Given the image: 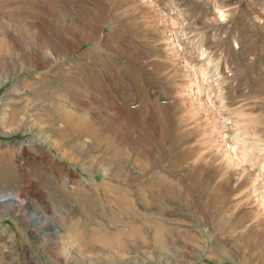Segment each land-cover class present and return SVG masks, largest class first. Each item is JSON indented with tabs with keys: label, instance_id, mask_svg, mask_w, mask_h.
Listing matches in <instances>:
<instances>
[{
	"label": "rangeland",
	"instance_id": "374dc122",
	"mask_svg": "<svg viewBox=\"0 0 264 264\" xmlns=\"http://www.w3.org/2000/svg\"><path fill=\"white\" fill-rule=\"evenodd\" d=\"M0 41L10 49L0 66V155L12 161L15 176L0 186V264H263L264 0H0ZM73 82L84 92L73 101L64 96L66 109L101 124L110 140L119 137L114 145L123 146L126 162L117 174L139 177L136 186L116 181L106 144L97 147L83 136L73 162L51 145L56 138L47 125H38L33 94L56 97L48 85ZM21 108H27L17 116L23 124L7 126L9 114ZM57 178L69 190L105 180L132 192L166 181L173 193L162 199L142 187L144 196L134 201L165 231V254L146 245L145 254L127 251L114 259L96 243L87 248L68 228L74 207L51 188ZM221 193L216 211L201 214L207 197L218 200ZM11 198L25 208L15 210L6 203ZM225 217L228 227L220 226ZM100 223L114 231L109 220ZM62 236L69 256L57 253ZM187 237L198 248L184 244Z\"/></svg>",
	"mask_w": 264,
	"mask_h": 264
},
{
	"label": "bare ground",
	"instance_id": "6f19581e",
	"mask_svg": "<svg viewBox=\"0 0 264 264\" xmlns=\"http://www.w3.org/2000/svg\"><path fill=\"white\" fill-rule=\"evenodd\" d=\"M1 42V41H0ZM4 43V42H3ZM4 45V44H3ZM13 45V44H12ZM8 46V45H7ZM2 52H4L6 55H3V59H1V55H2ZM10 52V49H6V50H3L2 47L0 48V66H4L6 64V61L7 59L10 58V54L8 53ZM42 53V52H41ZM43 56V55H42ZM45 56V55H44ZM84 57V56H82ZM10 60V59H9ZM86 69H81V72H84ZM79 71V70H78ZM77 71V72H78ZM86 72V71H85ZM69 73V72H68ZM55 74V73H53ZM79 74V73H78ZM81 75V74H80ZM87 82V80H86ZM81 83V82H80ZM85 83V82H84ZM49 84V83H48ZM86 84V83H85ZM88 84V83H87ZM90 85L91 87V83L88 84V86ZM28 86V85H27ZM56 86V87H55ZM48 88L56 91L57 93V96L55 97L54 95H48V94H45L44 95H38L36 93L33 94L32 97H34V103H33V109H34V113L37 117H35V120L38 122V125H41V124H44V125H47V128L49 130V132L52 134V136H54L56 139L55 142H53V145L54 147H58L61 149V151L63 153H61V156L62 157H68L69 159H71L73 162H77L78 159L77 157H75L73 155V152L77 149V148H82V143H81V139L83 138V136H89L88 138L89 139H92L94 141H96V146L97 147H100L99 145H102V144H106L107 147H105V150H106V153H107V157H109V159H106L107 161V164L108 165H111L112 166V169L115 170V173H114V178L116 179L117 182H120L119 179H121V182L120 183H123V181L126 180V182L129 183V185H133L132 187L136 186V184L134 183L136 180L139 179H130L129 177L130 176H126L124 177L125 180H122V178H119L120 175L117 174V173H120L118 170H120V168L125 165L124 162H126L125 160V157H124V152H122L123 150V146L121 147V145L118 144V147H115V143L117 142L118 138L119 137H115L116 138V141L114 142V140H110L112 137H110V139L107 136V134L105 135V132L102 130L104 129L102 127V125L100 124L99 127L96 126L94 127L93 125L95 124H90L89 121H88V117H83L82 118V115H80L81 117L76 116V115H73V112H70L68 111V107L65 106V101H64V96H68L67 94H69L70 96L69 99L71 98L72 101L74 99V97L77 95V94H80V92L82 91V88H83V85L82 84H78V83H67L65 86L64 85H60V86H57L55 84H52V85H48L47 86ZM88 88V87H86ZM33 89V86L30 90ZM41 89V87H40ZM84 89V88H83ZM92 89V88H91ZM84 92V91H82ZM86 94V93H85ZM84 94V95H85ZM31 95V94H30ZM195 96V95H194ZM78 98V97H77ZM81 100V99H79ZM76 101V100H75ZM76 103V102H75ZM86 107V106H85ZM68 110H67V109ZM27 108H21L19 110H13L9 116H8V120H7V126H19L21 123H22V120L23 119H18L17 116L20 114L22 116H26V110ZM73 109V108H72ZM75 111V110H74ZM187 117V116H186ZM85 118V119H84ZM91 118V117H89ZM102 118V117H101ZM180 118H184V117H180ZM189 118V117H188ZM98 119V118H97ZM187 119V118H186ZM95 120V118H94ZM92 121V120H91ZM184 121V120H182ZM96 122V121H95ZM98 122V120H97ZM181 121H179L178 123H180ZM92 123V122H91ZM23 124V123H22ZM60 124V125H59ZM182 124V123H181ZM179 124V125H181ZM98 125V124H97ZM238 125V124H237ZM178 127V126H175V128ZM182 127V126H181ZM181 129V128H180ZM166 130V128L164 129ZM162 130V131H164ZM177 130V129H176ZM114 133V132H113ZM112 133V134H113ZM117 133V132H116ZM165 132L161 133V134H164ZM183 133V132H182ZM178 133L176 132V135ZM185 134V133H184ZM189 134V132H188ZM191 134H193L191 132ZM164 135H168V134H164ZM174 135V136H176ZM179 135V134H178ZM176 136V137H179V136ZM183 135V134H182ZM159 136H160V133H159ZM170 136V135H169ZM173 136V135H172ZM173 136V137H174ZM190 136V135H188ZM53 137V138H54ZM163 137L164 139V136L161 135L160 136V139ZM182 136H180L179 138H181ZM187 137V135H186ZM152 138V137H151ZM167 138V137H165ZM175 138V137H174ZM178 138V139H179ZM185 138V137H184ZM191 138V137H190ZM189 138V139H190ZM159 139V141H160ZM168 139V138H167ZM171 139V137H170ZM139 140V139H138ZM143 140V139H142ZM156 140V139H155ZM173 140V138H172ZM172 140H169L171 141V144H172ZM183 140H186V139H183ZM188 140V139H187ZM120 142V140H118ZM146 141V139H145ZM151 141V140H150ZM165 141V140H164ZM167 141V140H166ZM180 142V140H178ZM114 142V143H113ZM149 141L146 142V146H147V143ZM161 142H162V139H161ZM182 142V141H181ZM187 142H190L187 141ZM186 142V143H187ZM118 143V142H117ZM144 143V142H143ZM150 143V142H149ZM153 143V141H152ZM163 143V142H162ZM161 143V144H162ZM165 143V142H164ZM175 143V142H173ZM178 143V142H177ZM94 144V142H93ZM121 144V143H120ZM154 144V143H153ZM169 144V143H168ZM95 145V144H94ZM134 145V144H133ZM151 145V143H150ZM163 145V144H162ZM122 148L120 149L119 148ZM130 146V145H129ZM131 146H132V143H131ZM155 146V145H153ZM161 146V145H160ZM174 146V145H173ZM172 146V148H173ZM176 146V144H175ZM84 147V145H83ZM171 147V145L169 146ZM92 148V147H91ZM130 148V147H129ZM156 148V146H155ZM95 149V148H94ZM98 149V148H96ZM95 149V150H96ZM132 149V148H130ZM138 149V147L136 148ZM145 149V148H144ZM158 149V148H157ZM79 150V149H78ZM102 150V149H101ZM104 150V149H103ZM155 150V149H154ZM69 152L68 154H66L65 152ZM71 151V152H70ZM135 151V149L133 150ZM137 151V150H136ZM135 151V152H136ZM138 151H140V149H138ZM143 151V150H142ZM196 151V150H195ZM193 151V152H195ZM101 152V151H100ZM104 152V151H103ZM101 152V153H103ZM109 152V153H108ZM157 152V151H156ZM191 152V153H193ZM75 153V152H74ZM105 153V152H104ZM138 153V152H136ZM136 153L134 155H136ZM140 153V152H139ZM144 153V152H143ZM158 153H160L158 151ZM157 153V154H158ZM196 153H198L196 151ZM148 154V153H147ZM102 155H106V154H102ZM101 156V155H100ZM138 156V154L136 155V157ZM142 157H144V154L141 155ZM192 156V155H191ZM10 157V156H9ZM127 157V156H126ZM140 157V156H138ZM137 157V161H140V159H143V158H139L138 159ZM179 157V156H178ZM194 157V156H193ZM106 158V157H105ZM175 158V157H174ZM181 158H185L186 157H181ZM191 158V157H190ZM8 159V158H7ZM103 159V158H102ZM128 159V158H127ZM134 159H136L134 157ZM183 159H180V160H183ZM189 159V158H188ZM198 159V158H197ZM104 160V159H103ZM146 160V158H145ZM174 160V159H173ZM177 162H178V159H176ZM175 160V161H176ZM97 161V160H96ZM106 161L104 160L103 162H105L106 164ZM184 161V160H183ZM181 161V162H183ZM98 162V161H97ZM102 162V163H103ZM148 162V161H147ZM155 162V161H153ZM145 163V161L143 162ZM172 163V162H171ZM174 163V162H173ZM176 163V162H175ZM138 164V163H137ZM146 164V163H145ZM152 164V163H151ZM179 166H181V163H178ZM177 164V165H178ZM103 165V164H102ZM107 165V166H108ZM139 165V164H138ZM174 165V164H172ZM176 165V164H175ZM135 166V165H134ZM144 166V164H143ZM150 166V165H149ZM152 166V165H151ZM178 166V167H179ZM185 166V165H184ZM138 167V166H137ZM175 167V166H174ZM183 167V165H182ZM189 167V166H188ZM202 167V166H201ZM146 168V167H145ZM149 168V167H148ZM181 168V167H180ZM179 168V169H180ZM184 168V167H183ZM194 168V167H193ZM204 168V167H202ZM178 169V170H179ZM187 169V168H186ZM190 169V168H189ZM192 169V168H191ZM142 170L144 171V169L142 168ZM194 170V169H193ZM174 171V170H173ZM183 171V170H182ZM187 170H185L186 172ZM146 172V171H145ZM13 173V174H12ZM174 173V172H173ZM172 173V174H173ZM188 173V172H187ZM216 173V172H215ZM234 173V172H233ZM142 175V174H141ZM185 175V174H184ZM187 175V174H186ZM226 175V174H225ZM216 176V175H215ZM14 169L12 167V161H6V158L3 156V155H0V186L5 184L6 182L12 180L14 178ZM59 177V176H58ZM160 177V176H159ZM186 177V176H185ZM183 177V178H185ZM240 177V176H239ZM258 177V176H257ZM112 178V179H114ZM134 178V177H133ZM191 178V177H190ZM222 178V177H221ZM228 178V177H227ZM15 179V178H14ZM109 179V178H108ZM162 179V177H161ZM164 179V177H163ZM54 180V178H53ZM70 180V179H69ZM166 180V179H165ZM191 180V179H190ZM140 181V180H139ZM142 181V180H141ZM168 181V180H167ZM189 181V180H187ZM56 182V181H54ZM50 183L51 184V188H54L55 191L54 193H59L60 195V199H61V202H62V199L64 201V204H72L73 207H74V211L72 212V214L69 216V220H70V224L68 225L69 229L72 231L71 234L73 233V235L75 236V238L78 240L82 239L83 237L85 238V243H86V247L88 246L89 248L92 247H95V243L98 244L96 246L100 247L101 249L105 250V251H109L110 254H112L114 257V259H118V257H121L122 256V253L123 252H127V253H132V252H136V251H142L141 249L146 245H148L150 248H152L151 250H153V254H165L163 250L164 249V243L162 242V238H161V235L162 234H165V231L163 229H161L159 223H155L153 224L152 222H148V219H146V213L143 211V212H139L137 209H136V203L134 202L138 197L139 198H142L144 196V190L145 189H150L151 192H156L158 196L161 195L162 199L166 196L169 195V193H173L175 191L174 187H171L169 184H167L166 181H161V184H159L157 187H155L153 184H146L147 188H145L144 190L142 189V187H138L136 189V192H132L131 190L129 189H122L120 188V186H113V185H109V183L107 184L104 180H103L96 186H87V185H84V186H76L74 184V186H71V190L67 189L66 187V181L65 182H62V180H59L57 178V182L56 183ZM187 183V182H186ZM68 184H70V182H68ZM126 184V183H125ZM193 184V183H192ZM251 184V183H249ZM139 184H137L138 186ZM176 186V185H175ZM182 186V185H181ZM253 184L251 185V188H252ZM124 187V186H122ZM170 187V189H169ZM184 187V186H183ZM194 187V186H193ZM250 187V186H249ZM186 187H184L185 189ZM220 188V187H219ZM224 188V187H223ZM254 188V187H253ZM134 189V188H133ZM187 189V188H186ZM192 189V188H191ZM248 189V188H247ZM177 190H179L177 188ZM188 190V189H187ZM251 191L254 192L255 189H250ZM148 191V190H147ZM201 192H203V189L200 190ZM248 191V190H247ZM177 192H180V191H177ZM175 192V193H177ZM160 193V194H159ZM187 193V192H186ZM218 193V192H217ZM220 193V192H219ZM218 193V194H219ZM246 189H245V194H246ZM250 193V192H249ZM252 193V192H251ZM178 194V193H177ZM190 196H191V192L189 193ZM196 194V192H195ZM200 194V193H199ZM198 194V195H199ZM222 194V193H221ZM243 194V195H245ZM179 195V194H178ZM201 195V194H200ZM240 195V194H239ZM248 194H246L247 196ZM263 195V193H262ZM171 196V195H170ZM188 196V195H187ZM186 196V197H187ZM209 196V195H208ZM221 196V199L219 198L217 200V198H215L214 200L212 199V197H207V200L205 202V204L201 207L202 210H201V214H205V209H208L209 211V207H214L215 208V211H216V207H217V204H220L219 201L223 200L222 195ZM245 196V197H246ZM251 196V195H250ZM160 197V198H161ZM193 197V196H192ZM241 197V196H240ZM245 197H242V199H244ZM151 198V197H150ZM154 198V197H153ZM152 198V200H153ZM159 198V197H158ZM168 198V197H167ZM189 198V197H188ZM201 198V197H200ZM206 198V197H205ZM248 198V197H246ZM251 198V197H250ZM264 198V197H263ZM59 199V200H60ZM169 199V198H168ZM142 200V199H140ZM241 200V199H240ZM246 200V199H244ZM251 200V199H250ZM249 200V201H250ZM8 202L6 203H9L10 205L13 206V208H15V210H23L25 207H23V203L22 202H18L16 201L14 198H11V199H8L7 200ZM156 201V200H155ZM191 201V200H188V202ZM193 201V200H192ZM191 201V202H192ZM242 201V200H241ZM248 201V202H249ZM143 202V205L145 207L148 206V203ZM151 202V201H150ZM153 202V201H152ZM168 202V201H167ZM221 202V201H220ZM247 202V203H248ZM164 203V202H163ZM166 203V202H165ZM169 203V202H168ZM244 203V202H243ZM246 203V202H245ZM0 204H1V201H0ZM156 204V202H155ZM188 204H191L190 202ZM193 204V202H192ZM56 205V204H54ZM71 205V206H72ZM157 205V204H156ZM224 205V204H223ZM240 204L238 203L237 206H239ZM59 206V205H58ZM57 206V208H58ZM235 206V205H234ZM236 206V207H237ZM222 207V206H220ZM261 207V206H260ZM259 207V208H260ZM61 208V207H59ZM69 208V207H68ZM197 208V207H196ZM231 208V206H230ZM233 208V206H232ZM71 209V208H70ZM117 211L116 214L115 212H113L112 210ZM261 209V208H260ZM65 210V209H64ZM69 210V209H68ZM67 210V211H68ZM232 210V209H231ZM231 210L227 211V214L228 212H230ZM234 210V209H233ZM257 211V209H255ZM211 211V210H210ZM209 211V212H210ZM218 211V210H217ZM224 211V209L222 210ZM263 211V210H262ZM148 212V211H147ZM225 212V211H224ZM233 212V211H232ZM254 212V211H253ZM149 213V212H148ZM218 213V212H217ZM257 213V212H255ZM254 213V215H256ZM65 214V212L63 213ZM198 214V213H197ZM200 214V215H201ZM207 213V217L208 219L210 218L211 214ZM215 214V212H214ZM226 214V215H227ZM232 215V213H230ZM249 214V213H248ZM150 215V213L148 214V216ZM215 215H218V214H215ZM225 215V216H226ZM228 214V216H231ZM258 215V214H257ZM66 221H67V213H66ZM145 216V221H144V217ZM251 216V215H249ZM253 216V215H252ZM251 216V217H252ZM100 217H103L107 220H109V223L114 227L112 230L114 231H105V228H104V224H101L100 223ZM205 217V216H204ZM222 217V216H221ZM248 217V216H247ZM64 218V217H63ZM202 218V217H201ZM214 218V217H213ZM252 218H255L252 217ZM217 219V218H216ZM230 219V218H229ZM248 219V218H247ZM250 219V217H249ZM257 219V218H256ZM64 220V219H63ZM64 220V221H65ZM196 220H198L196 218ZM207 220V219H206ZM212 220V219H211ZM220 220V219H219ZM225 221L222 223L221 222V225L220 226H224L227 224V227H228V224L231 225L230 223H228V217H225L224 219ZM263 220V219H262ZM204 221V220H203ZM215 221V220H214ZM221 221V220H220ZM231 221V220H229ZM238 221V219H237ZM237 221H234L236 223H238ZM199 222V220H198ZM218 222V221H217ZM100 223V224H99ZM197 223V222H196ZM212 223V222H211ZM247 223V221H246ZM215 224V222H213V225ZM63 225V224H62ZM109 225V224H108ZM205 225V224H204ZM217 227H219V224H216ZM237 225V224H236ZM239 225H243V224H239ZM120 226V227H119ZM245 226V225H244ZM251 226V225H250ZM217 227H215L216 229H218ZM232 227V226H231ZM235 227V226H234ZM247 227V226H246ZM67 228V227H65ZM108 228V227H107ZM68 229V231H69ZM89 229H92L94 230V234H89L88 233V230ZM222 229V228H221ZM104 230V231H102ZM110 230V229H109ZM146 230V231H144ZM104 233H102V232ZM214 231V230H213ZM222 231V230H221ZM224 231V230H223ZM236 231V230H235ZM146 232L147 235L144 233ZM209 232V231H208ZM220 232V231H219ZM224 232H228V231H224ZM253 232V231H252ZM255 232V231H254ZM186 233V232H185ZM188 233V232H187ZM234 233V232H233ZM97 234H99L97 236ZM232 234V233H231ZM229 233H227V235H231ZM249 234V233H248ZM71 236L74 238V236ZM101 235V236H100ZM189 235V234H188ZM186 235V236H188ZM213 235V234H212ZM234 235V234H233ZM251 235V234H250ZM67 237V235L65 236ZM185 237V236H184ZM211 237V236H210ZM83 238V239H84ZM253 238V237H252ZM61 239V242H59L61 245L59 247H57V253L60 255V256H69L71 255L70 254V250L67 249V241L66 239H64V236L60 237ZM187 239V243H184L186 244L187 246L191 247L192 248V251L194 250V247L195 248H198V244H196L194 246V244L196 243L195 240L193 242L192 238L191 237H187L185 238ZM249 239V238H248ZM246 242L248 241L247 239L245 240ZM250 241V240H249ZM251 241H253L251 239ZM182 242V241H181ZM194 243V244H193ZM224 243V242H223ZM252 243V242H251ZM49 244V243H48ZM169 244V242H168ZM220 244V242H219ZM250 244V243H249ZM178 245V244H177ZM181 245V243H180ZM217 245V244H216ZM221 245V244H220ZM84 246V245H83ZM167 246V245H166ZM182 247H184L183 245H181ZM200 246V244H199ZM222 247L224 245H221ZM245 247H247V245H244ZM87 247V248H88ZM262 247V246H261ZM166 248V247H165ZM185 248V247H184ZM250 248V247H249ZM253 248V247H252ZM170 249V248H169ZM177 249V248H176ZM179 249V247H178ZM181 249V248H180ZM186 249V248H185ZM189 249V248H188ZM187 249V250H188ZM248 249V248H247ZM246 249V250H247ZM89 250V249H88ZM102 250V251H103ZM147 250V249H146ZM145 250V251H146ZM149 250V249H148ZM168 250V249H167ZM245 250V251H246ZM249 250V249H248ZM253 250V249H252ZM263 249H261L262 251ZM84 251V250H82ZM91 251V250H89ZM186 251V250H185ZM191 251V250H190ZM260 251V250H259ZM104 252V251H103ZM144 252V251H142ZM149 252V251H148ZM151 252V251H150ZM149 252V253H150ZM178 252V251H177ZM180 252V251H179ZM188 252V251H187ZM106 253V252H105ZM183 253V252H182ZM192 253V252H190ZM256 253L257 250H256ZM255 253V254H256ZM108 254V252H107ZM106 254V255H107ZM121 254V255H120ZM140 254V253H139ZM145 254V252H144ZM179 254V253H178ZM177 254V256H178ZM124 255V254H123ZM129 255V254H128ZM181 255V254H180ZM179 255V256H180ZM185 255V254H184ZM183 255V256H184ZM190 255V254H189ZM109 256V254H108ZM142 256V254H141ZM71 257V256H70ZM107 257V256H106ZM182 257V256H181ZM188 257V256H187ZM108 258V257H107ZM165 258V257H164ZM113 259V258H112ZM123 259V258H122ZM176 259V258H175ZM262 259V258H261ZM120 263V262H119ZM118 263V264H119ZM264 264V262H263Z\"/></svg>",
	"mask_w": 264,
	"mask_h": 264
},
{
	"label": "water",
	"instance_id": "95a60500",
	"mask_svg": "<svg viewBox=\"0 0 264 264\" xmlns=\"http://www.w3.org/2000/svg\"><path fill=\"white\" fill-rule=\"evenodd\" d=\"M4 199H6V198H4ZM2 200V199H1Z\"/></svg>",
	"mask_w": 264,
	"mask_h": 264
}]
</instances>
